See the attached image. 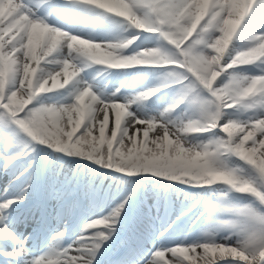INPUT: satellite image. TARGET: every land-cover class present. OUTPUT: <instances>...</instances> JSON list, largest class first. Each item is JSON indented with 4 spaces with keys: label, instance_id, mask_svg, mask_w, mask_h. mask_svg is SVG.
Instances as JSON below:
<instances>
[{
    "label": "clouds",
    "instance_id": "1",
    "mask_svg": "<svg viewBox=\"0 0 264 264\" xmlns=\"http://www.w3.org/2000/svg\"><path fill=\"white\" fill-rule=\"evenodd\" d=\"M22 2L17 22L0 29V99L7 94L9 105L21 112L34 106L25 114L30 133L18 129L12 155L23 153L29 142L34 150L35 142L125 177L150 173L209 187L198 238L157 250L155 264H264V30H257L264 29V18L258 16L256 27L247 24L256 0H188L174 12L147 0H87L90 19L107 28L100 38L65 30L50 23V13L42 14L33 0ZM12 7L9 0L0 3V23ZM145 33L151 42L141 46ZM136 67L154 69L153 82L122 93L123 83L108 90L97 79ZM89 69L94 75L86 77ZM177 82L183 87L162 107L148 110L157 93ZM59 90V99H42ZM182 104L185 110L177 112ZM249 141L257 143L237 147ZM237 193L251 198L237 200ZM25 198L0 200V215ZM119 205L82 231L112 227ZM59 233L39 255L28 257L17 236L10 238L16 246L9 252L22 264H92V251L108 235L77 237L82 252L76 260L60 255L73 244L63 246L64 230Z\"/></svg>",
    "mask_w": 264,
    "mask_h": 264
},
{
    "label": "rangeland",
    "instance_id": "2",
    "mask_svg": "<svg viewBox=\"0 0 264 264\" xmlns=\"http://www.w3.org/2000/svg\"><path fill=\"white\" fill-rule=\"evenodd\" d=\"M37 2V1H36ZM260 5L257 4L253 14L248 18L247 24L253 27H256L258 24V15L257 11L259 9ZM85 12V11H83ZM87 13V12H85ZM76 16L81 18L82 14L75 15L73 12H64L63 14V20L62 21H69V24L73 22L72 19H70V16ZM91 14L85 16L84 18L90 19ZM83 20V19H82ZM81 21L79 19L78 23ZM93 22L88 21L87 28L89 29V32L87 34H84L82 32H74V34H81V35H89L95 32L92 35H96L97 38H100L105 35L107 28H105L103 31L97 35V32L100 30L99 24L91 25ZM55 25L59 26L58 23H54ZM62 24V22L60 23ZM68 24V25H69ZM67 30L72 31L67 27ZM257 30H264L257 28ZM151 42V36L149 34H144L142 37L141 46L148 44ZM93 69H89L90 72ZM136 70H139V75H137V83L136 85L130 84L123 90L122 93H128L133 90L140 89L146 85H149L153 82V74L154 69L150 68H143V67H136ZM247 71L249 72H257L259 69H257L254 66H247ZM146 74V78H143V75ZM90 77V76H86ZM103 84H105V80L103 78L100 79ZM115 86V85H114ZM138 87V88H137ZM113 89V88H112ZM111 89V90H112ZM174 89H164L161 91L159 101L156 102L154 98H152L148 103V110L154 111L160 107H162L170 98L172 95ZM59 92H55L51 96L45 97V95L42 97L43 100L52 101L59 99L61 96V93L57 94ZM186 108V105L182 104L180 108L177 109V112H183ZM0 133L4 134L2 131ZM5 135V134H4ZM6 136V135H5ZM10 145L13 148V151L10 153L12 155L15 151H17L15 142L10 140ZM47 145H45L43 148L45 151H50L52 154V163L47 170L48 172L45 174V176H42V163L36 165L35 170L33 171H27L25 172L24 169H28L29 160L26 159L25 155L17 157L15 160H13V163H21L15 170L12 169L10 165L9 172L7 175L3 178L1 176V169L4 164L1 166V160H2V153L0 151V185L5 183L13 182V177L18 175L19 173L23 172V175L19 176L20 178H24L25 182H28L29 180V174L32 173V186L26 191V195L28 198H32V200H35L37 198V195H35V188L37 185L43 186L45 184V195L44 196H50L48 199V203H45V206L47 204H50L51 201H55L56 203H62L66 204L67 208L65 209V214L63 217L59 220V222H56L51 228V233H57L59 232L60 227L64 224L65 221L68 220V218L71 216L72 210L75 208L76 205V199L78 198L79 201H81V208L80 211L84 213L90 212L89 209L85 210L86 205H88V200L92 198V195H95L96 197L100 196V185H97L94 187V183L92 182L95 180L96 184H102L103 192H105L101 197V201L103 203V210H96L92 211L91 213H87L80 222L79 226L82 228L85 223H87L89 220H94L97 218L102 217L105 215L118 201L119 196L121 193L124 192L125 184L127 185L128 191L131 192V195L129 196V201L133 200L134 196H136V191H139V198L134 204V210L132 208V215L130 217V223L125 224L124 222V215L125 211L120 215V220L115 226L116 230L111 236V238L107 241H105L104 245L101 247L99 252L96 255L95 260H100L99 264H101L103 261H106L107 257L105 255L110 256L111 253H115L116 250H122L120 248L121 244L124 242V239L126 238V234L121 235L123 230L128 228L127 232L130 233L131 231H134L135 228H140L143 230L144 228H150L153 231V234L159 235L160 231L165 230L166 228L173 229L177 226L175 222L177 220L183 219L186 215H182L183 212L186 211L188 207H191L193 203L196 204L195 207L192 208L191 212V218L195 216L197 211L201 209L204 206V203L206 201V198L208 195H211V190L209 187H195L191 185H185L179 182H173L168 181L163 178H158L153 176L150 173H137L131 177H127L126 181L122 180V177H125L124 174L120 173L121 176L119 178H115L113 175L114 170L110 169H104L99 166H97L94 162L90 161V163L87 164V166L83 167L82 169L76 168L79 164L77 161H73L70 159V157L74 158H81L75 155H70L66 153H60L57 151H54L51 147L45 148ZM43 148L40 150L44 153H46ZM1 150V149H0ZM86 159V158H85ZM233 159L237 163L243 164L244 162L239 160L237 157H233ZM87 160V159H86ZM89 161V160H88ZM61 162V167L58 170V164ZM56 169V170H55ZM89 171V175H93L96 173V176L94 178H89L85 176V173ZM98 173L102 174V178L98 177ZM12 174V175H11ZM8 175H11L10 177ZM41 180H45L44 184H39ZM15 183V182H14ZM24 184V183H23ZM22 184V185H23ZM108 185L107 187H104V185ZM65 185H67V192L65 195L61 196L60 193L64 190ZM15 191H13L12 194H9L7 196H12L15 194ZM238 195L244 197H249L247 194H239ZM0 196L1 192H0ZM35 198V199H34ZM251 198V197H249ZM89 207V206H87ZM71 209V212L68 214V210ZM94 209V208H91ZM95 210V209H94ZM131 208L127 209V215L129 214V211ZM164 211H167L164 212ZM187 213V214H188ZM165 215V217H162ZM199 219H195V229L197 230V235L200 232V229L202 226L205 225L206 221V214L205 215H198ZM156 217V218H155ZM33 219L31 221H28L27 223L24 221L23 224H26V229L23 231L17 230L12 228V226L9 225L12 230L21 235L19 238H24V234L27 233L29 230H31V224ZM182 227V226H180ZM151 232V231H150ZM131 235V234H130ZM120 237L123 238V241L120 240ZM164 239H161L160 244L158 246H155L151 248L148 252V249L146 246L143 245L141 250V261L143 259H146L148 256H151L152 253L157 248H167L171 247L173 244H179L181 242L187 244L189 243L185 237H178L176 241H168L166 237H163ZM166 239V240H165ZM21 241V240H20ZM109 244L112 245L111 248H109ZM11 247H14L13 245ZM13 249V248H12ZM12 249H8L9 251ZM111 249V250H109ZM107 252H110V254H106ZM148 252V253H147ZM102 253L104 255H102ZM147 253V254H146ZM146 254L145 256H143ZM170 255V254H169ZM105 256V257H103ZM21 262V261H20ZM141 264V263H137ZM221 264H234V262L229 261H222Z\"/></svg>",
    "mask_w": 264,
    "mask_h": 264
},
{
    "label": "snow or ice",
    "instance_id": "3",
    "mask_svg": "<svg viewBox=\"0 0 264 264\" xmlns=\"http://www.w3.org/2000/svg\"><path fill=\"white\" fill-rule=\"evenodd\" d=\"M259 2V9L257 11V15L261 18H264V0H256V5ZM0 3H4V0H0ZM9 3L13 5L12 10L8 13V20H6L4 23H0V29H5L6 25L11 26V24H15L17 20L19 19L20 14L23 12V2L22 0H9ZM147 3L149 5H156L162 10L174 12L178 11L180 8L185 7L188 4V0H147ZM60 11H68V12H83V11H91L90 6L87 3V0H65V4L59 9ZM183 87L180 83H173L169 85L168 88L165 89H176ZM164 90V89H163ZM195 102V98H193V103ZM0 105H6V109L0 110V131H2L8 139L16 142L19 139V132L18 129H22L25 134L30 133V129L28 128V125L26 123L25 114H31L34 110L33 104H29L26 108H24L23 112L19 111L18 108L12 107L8 103V95L5 94L3 99H0ZM254 143H257V141H249L248 145H237L239 148L243 147H250ZM31 151V142H29L23 153H20L19 155H8L6 157V160L13 161L17 157L22 155H27L28 152ZM72 155L71 153H69ZM5 165V167H7ZM31 167V165H29ZM25 172L28 171V169H24ZM23 175V172L19 173L18 175L14 176V180H18L19 176ZM32 173L29 174V180L28 182H25L22 186H20L16 191L15 194L12 196L3 195L0 196V200L9 199L13 197H22L24 194H26V191L32 186ZM127 177H122V180L126 181ZM67 192V185H65L64 190L60 193L61 196L65 195ZM131 195V192L128 191L127 185L125 184L124 192L120 194L118 201H120L119 207L116 209V211L120 212V215L126 210L127 206L129 205V196ZM127 197V199H125ZM22 201L21 199H16L15 203L12 206V210L10 213L6 215H0V239H8L11 238L12 240L16 239V234L12 230V228L9 227L10 224H13L14 218L12 217V211L15 206L18 205V203ZM196 204L193 203L191 207H188L185 212L182 213V215H187L188 212L192 211V208L195 207ZM202 215V212L200 213ZM196 219H199V216L196 217ZM120 220V216L117 219V222L110 228H89L86 231H82V238L84 236L90 237L88 240H93L95 237L92 235L94 232L97 231H103L106 232L107 238L106 241L111 238L113 233L115 232L116 228L115 226ZM195 223V221H193ZM167 231V229H165ZM60 234L59 232H57ZM150 234V229H143L142 230V236L137 239L136 243L131 246L128 251L120 257L119 260L116 261V264H137V257L140 250H142L143 247V239ZM162 234V233H161ZM105 240L100 241V247L98 250H93L91 253L92 264L93 261L96 259V255L101 249V247L104 245ZM183 242L179 243L182 244ZM178 244H173L171 247H174ZM167 247V248H171ZM165 248H157L154 252L157 250H164ZM2 251V254L5 257H13L9 251L6 250H0ZM81 252L82 250L78 247L77 243H74L72 247L64 249L60 253V255L64 259H68L69 257L75 258L76 260H79L81 258ZM153 252V253H154ZM153 253L151 256H148L146 259H143L141 261V264H155L153 257ZM61 264H63V260L61 261Z\"/></svg>",
    "mask_w": 264,
    "mask_h": 264
},
{
    "label": "bare ground",
    "instance_id": "4",
    "mask_svg": "<svg viewBox=\"0 0 264 264\" xmlns=\"http://www.w3.org/2000/svg\"><path fill=\"white\" fill-rule=\"evenodd\" d=\"M43 1L44 0H37V2L35 1L36 7H39L41 9L42 14H49L50 13V17H49L50 23H53V24L54 23H61L63 20L62 16H63L64 12H68V11H60L59 10L64 4L62 2H58L57 0H48V3L51 4L50 6H48L44 3H42ZM40 3H42V4L39 5ZM64 3H65V1H64ZM57 5H58V7H56ZM70 19H72L73 22H71L68 25L69 29H71L72 31H74L76 33L82 32L84 34H87L89 32V29L87 28V24H88V21L91 19L84 18L82 20V18L76 17L74 15L70 16ZM79 19H81V21L78 23ZM94 33L95 32H93L92 34H94ZM94 71H95L94 69L91 70L90 72L88 70H86V76H90V77L93 76ZM101 78L102 77H97L98 80H100ZM54 92L63 93V90L54 91ZM5 165L6 164L3 165L4 170H1V176L3 178L7 175V173L9 172V169H10V165H8L7 167H5ZM13 185H14V182L5 183V184L0 185L1 195L3 196V195L11 194L13 192ZM39 189H41L42 192H44V193H42V195H39V192H38ZM45 191H46L45 190V184L43 186L37 185L35 188V195H37V198L35 200L31 201V199L28 198V196L26 195L25 200L20 201L18 203V205L15 206L13 211H12V217L14 218L15 222L13 224H10V226H12V228H14L16 230L23 231V229H22L23 222L25 221L27 223L28 221H31L33 219L32 223L29 224V226H31L32 229L24 234V239L27 238L24 241V245H26V246H29V244L32 242L34 235H35V231L37 230V228L40 225L42 228V226L44 224L50 223V226L52 227L56 222H59V220H60L59 219L60 218L59 211L61 209L67 208L66 204H62L60 202L56 203L55 201H51L50 204H47L45 206V203H43L41 201V199H39V197H42L45 195ZM40 206H42V207H40ZM129 208H131V201H129V205L127 206V208L125 210V215H127L126 212H127V209H129ZM42 210H44V211H42ZM74 210H75V208L72 210L71 216L64 223L68 222L71 219V217L73 216ZM82 215H83V212H81V216ZM81 236L82 235H80L79 237H81ZM84 239L87 240V236H84ZM6 240H8L9 243L11 242L10 238H8ZM75 243H77V242H75ZM13 246H15V245H13ZM6 249H8L6 244H4L0 240V250H6ZM18 261L19 262L21 261V259L19 257H18ZM99 261H100L99 259L94 260L93 264H99ZM101 264H106V261H103Z\"/></svg>",
    "mask_w": 264,
    "mask_h": 264
}]
</instances>
